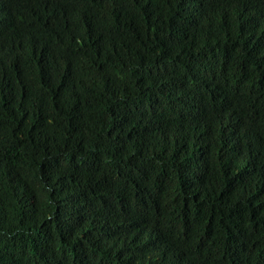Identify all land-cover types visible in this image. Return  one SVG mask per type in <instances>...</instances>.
<instances>
[{"label":"trees","instance_id":"16d2710c","mask_svg":"<svg viewBox=\"0 0 264 264\" xmlns=\"http://www.w3.org/2000/svg\"><path fill=\"white\" fill-rule=\"evenodd\" d=\"M0 264H264V0H0Z\"/></svg>","mask_w":264,"mask_h":264}]
</instances>
